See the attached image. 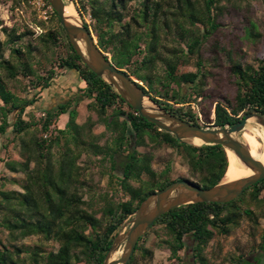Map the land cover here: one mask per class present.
Segmentation results:
<instances>
[{"label": "trees", "instance_id": "trees-1", "mask_svg": "<svg viewBox=\"0 0 264 264\" xmlns=\"http://www.w3.org/2000/svg\"><path fill=\"white\" fill-rule=\"evenodd\" d=\"M73 1L107 57L142 81L138 85L167 111L205 126L233 124L248 112L264 116V56L257 64L243 63L245 40L256 42L262 37L249 6L238 0ZM53 14L59 30L40 20L38 26L45 31L36 38L26 25L18 21L5 25L0 17V136L12 127L10 142H18L20 154L7 160L0 157V163L25 175L20 183L5 179L19 183L21 191L0 188V264H103L114 238L142 200L175 180L189 179L172 177L169 164L157 173L152 167L154 155L141 151L140 146L154 143L173 148L187 160L194 178L190 180L202 187L226 180L229 157L222 145L180 142L142 117L82 62L57 13ZM59 33L67 39L70 54L42 62L34 42L50 50L58 46ZM165 39L172 45L164 43ZM8 45L10 58H5ZM158 62L165 66L164 81L158 80L159 85L154 83ZM193 64L194 71L185 69ZM55 66L76 71L85 82L81 91L91 99L87 108L114 134L113 144L99 143L105 133L93 132L91 115L84 123L78 122L73 99L39 117H24L26 108L51 86ZM4 73L10 78L29 79V86L37 89L34 99L17 102ZM188 84L193 85L190 94ZM197 99L205 102L199 112L192 107ZM12 113L16 116L11 123ZM64 114L68 119L60 128L58 121ZM56 147L58 156L53 152ZM123 150L128 153L119 171L117 156ZM84 151L103 167L102 174L108 177L106 189L86 180V167L78 163ZM92 156L89 162L94 161ZM106 162L111 167H105ZM118 192L127 198H116ZM256 209L264 215V178L227 203L199 202L172 208L141 237L136 251L151 254L144 240L152 228L160 226L167 237L159 234L156 244L167 246L177 261L191 238L195 262L210 264L205 251L215 235H228L244 216L257 222ZM3 230L8 233V242L1 236ZM32 235L54 241L58 248L43 243L17 244Z\"/></svg>", "mask_w": 264, "mask_h": 264}, {"label": "rangeland", "instance_id": "rangeland-1", "mask_svg": "<svg viewBox=\"0 0 264 264\" xmlns=\"http://www.w3.org/2000/svg\"><path fill=\"white\" fill-rule=\"evenodd\" d=\"M17 0H0V17L4 20L5 25L11 26L14 21L26 25L29 29L34 32V37L36 38L42 34L45 30L38 26V21L44 20L48 28L59 30L58 23L54 18V10L44 7V9L38 10L37 5L32 4L31 0H20L18 4ZM242 6H249L254 11L253 18L255 19L259 30L262 32V37L254 42L251 39H246L244 44L245 59L243 63H252L257 64V59L264 56V1L263 0H238ZM73 6L72 4H69ZM47 9L46 14L43 12ZM88 21L90 18L88 17ZM60 34V41L57 47H52L50 50H45L41 44L34 42L35 53L41 54L42 62L47 63L49 59H54L57 56L66 57L70 54V50L67 46V39ZM2 40H5L6 37L4 34L1 35ZM164 43L172 45V42L164 40ZM163 52L166 54L165 49ZM5 58H10V45L6 46ZM36 64V63H35ZM50 67V64L47 65ZM165 66L163 63L158 62L156 65L155 71L157 72L154 75L155 84L159 85L158 80L164 81L162 75L164 74ZM56 77L53 79L51 86L44 91L43 95L32 105H29L25 112L24 117L30 118L31 116L39 117L44 111L56 108L58 104L65 102L69 99H73L72 106H77L78 117L77 120L79 123H84L88 116L91 115L95 121L93 126L94 133L105 134L99 139L100 144L108 142L113 144L114 134L107 131L106 127L97 121V114L94 111H90L87 108V104L91 99L85 97L84 92L81 91L85 86V82H82L84 86H77V82L80 80L79 75L74 70L61 69L55 66ZM186 70L194 71L196 69L195 65H190ZM5 79L8 83L9 89H11L17 96V102L23 103L26 99H34L37 89L29 86V79H24L22 77L10 78L6 77ZM136 78V77H135ZM70 79V81L68 80ZM137 79V78H136ZM140 83H143L137 79ZM72 81V83H71ZM68 83L73 84L74 88L68 86ZM192 84H188L189 94L192 91ZM162 87V86H160ZM175 87V84H172V88ZM207 87H211L210 84ZM59 91V96H58ZM49 93V99L44 100V94ZM195 94L191 99H194ZM205 104L204 101L197 99L196 102H192V107L199 112L200 105ZM177 105V104H176ZM16 114L12 113L9 117L11 123L15 120ZM68 115L64 114L58 121V127L64 128ZM12 127L8 128V131L5 136H0V157L4 160L10 158H19V145L18 142H10L12 138L11 133ZM9 137V142L7 140ZM261 143L264 142V135L257 136ZM4 143H8L6 147L3 146ZM139 149L143 152L152 153V167L157 173H161L167 164L171 166V175L172 177H185L189 179H194L189 171L187 160L178 154L173 148L169 146H157L154 143H149L144 146H140ZM55 156H58L57 147L53 149ZM127 150H123L120 155L117 156V169L120 171L121 162L125 159ZM90 154L87 151H84L78 159L79 165L82 168L86 167V180L89 181L93 186L106 189L108 183V177L102 174L103 167L96 161L95 157L92 156V160L89 162ZM33 165V164H32ZM105 167L109 168L110 163L106 162ZM120 173V172H117ZM5 179H16L19 183L25 181V175L22 172H12L8 170L4 162L0 163V188L5 190H22V187L19 183L12 182ZM137 184L136 182H134ZM118 199H126V195L118 192L116 195ZM257 222L249 219L244 216L240 224L237 227H234L228 235L216 234L215 237L211 240L208 247L206 248V256L209 259L210 264H247L251 262L252 264H264V215L261 214L260 209H256ZM100 216V214L98 215ZM159 232V233H158ZM161 235L163 238H166L167 235L163 232V228L156 226L152 228L146 239L144 240L146 247L151 251V254L144 256L140 251H135L134 253V262L133 264H197L193 257V243L194 241L191 238L187 239L186 247L179 253L181 260L177 261L172 254L171 250L167 246H158L156 240L158 235ZM1 236L4 242H8V233L3 230ZM161 240V239H160ZM159 240V241H160ZM43 243L45 246H49L52 249H57L58 244L54 241H46L40 236L32 235L24 239L17 241L18 245L22 244H37ZM220 244V246H219ZM25 264V263H22Z\"/></svg>", "mask_w": 264, "mask_h": 264}, {"label": "water", "instance_id": "water-1", "mask_svg": "<svg viewBox=\"0 0 264 264\" xmlns=\"http://www.w3.org/2000/svg\"><path fill=\"white\" fill-rule=\"evenodd\" d=\"M57 13L60 23L82 62L109 83L121 97L142 117L155 124L159 130L172 133L180 142L196 146L220 144L231 150L240 163L252 169L253 173L234 180H226L212 187H202L190 179L171 182L162 189L155 190L141 201L138 208L119 230L107 252L103 264H130L141 237L162 215L172 208L189 203H227L235 200L246 189L264 178V163L251 155L249 146L242 137L245 127L255 122L264 128V116L257 112L246 113L241 121L218 126L212 123L205 126L187 121L167 111L156 103L138 85L139 81L125 69L118 67L103 51L93 32L73 0H47ZM72 4L75 16L66 13L67 4ZM142 84V83H140ZM149 101L150 106L145 103ZM190 139H199L196 144Z\"/></svg>", "mask_w": 264, "mask_h": 264}, {"label": "bare ground", "instance_id": "bare-ground-1", "mask_svg": "<svg viewBox=\"0 0 264 264\" xmlns=\"http://www.w3.org/2000/svg\"><path fill=\"white\" fill-rule=\"evenodd\" d=\"M66 13L69 17L75 16L74 7L67 4ZM147 106H150L151 103L146 101ZM264 135V128L255 122H250L244 129L242 133V137L249 146L251 151V155L254 158L259 159L264 163V142L261 143L257 138V136ZM189 141L194 142L196 144L201 143L199 139H190ZM229 157V165L226 171V180H234L240 177H244L247 175H251L253 173L252 169L243 166L237 156L231 151L227 150ZM225 180V181H226Z\"/></svg>", "mask_w": 264, "mask_h": 264}, {"label": "built area", "instance_id": "built-area-1", "mask_svg": "<svg viewBox=\"0 0 264 264\" xmlns=\"http://www.w3.org/2000/svg\"><path fill=\"white\" fill-rule=\"evenodd\" d=\"M32 4L37 5L38 10L44 9V7H48L49 9L53 10L51 4L47 0H31ZM45 14L47 12V9L43 11Z\"/></svg>", "mask_w": 264, "mask_h": 264}, {"label": "crops", "instance_id": "crops-1", "mask_svg": "<svg viewBox=\"0 0 264 264\" xmlns=\"http://www.w3.org/2000/svg\"><path fill=\"white\" fill-rule=\"evenodd\" d=\"M69 81H70V79H68ZM82 80L80 79L76 84H77V86H80V87H82V86H84L83 84H82ZM71 83H72V81H71ZM71 83H68V86H70L71 88H74L75 86H73V84H71ZM49 90V89H48ZM50 93V92H49ZM48 92L47 93H45L44 94V100H48L49 99V96H47L48 94H49ZM58 96H59V91H58Z\"/></svg>", "mask_w": 264, "mask_h": 264}]
</instances>
